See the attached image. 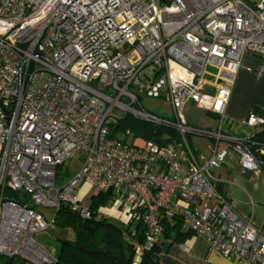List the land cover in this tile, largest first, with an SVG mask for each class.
Instances as JSON below:
<instances>
[{"label": "built area", "instance_id": "built-area-1", "mask_svg": "<svg viewBox=\"0 0 264 264\" xmlns=\"http://www.w3.org/2000/svg\"><path fill=\"white\" fill-rule=\"evenodd\" d=\"M246 54L264 59V0H0V256L52 264L54 249L35 235L52 229L63 205L108 219L80 203L84 184L111 193L123 226H142L132 264L158 242L162 216L180 218L228 260L264 264V221L238 217L214 177L229 151L241 173L261 167L248 137L221 130ZM140 95L163 99L171 119L145 111ZM189 103L217 116V128L189 127ZM126 117L172 128L180 141L112 137ZM245 125L264 126V108ZM192 134L208 139L207 154L191 150ZM74 158L79 170L58 183L57 168Z\"/></svg>", "mask_w": 264, "mask_h": 264}, {"label": "trees", "instance_id": "trees-1", "mask_svg": "<svg viewBox=\"0 0 264 264\" xmlns=\"http://www.w3.org/2000/svg\"><path fill=\"white\" fill-rule=\"evenodd\" d=\"M129 131L122 141L130 143L134 138L152 141L158 145L178 143L180 137L172 128L155 127L126 117L120 121L111 132V136ZM247 147L264 168V126L257 128L247 139ZM70 172L57 168V182L69 177ZM7 200L22 203L15 193L7 192ZM111 193L92 195L89 206L98 210L109 204ZM161 236L154 248L144 253L139 264H158L157 256L164 241L170 244L181 243L192 233L182 228L178 217H160ZM130 229L135 235L130 237ZM53 239L57 244L52 264H132L134 257L133 241H141L143 229L140 224L123 226L106 218L101 220L81 219L72 213L67 206H61L54 217L52 229ZM17 261L1 257L0 264H14Z\"/></svg>", "mask_w": 264, "mask_h": 264}, {"label": "crops", "instance_id": "crops-1", "mask_svg": "<svg viewBox=\"0 0 264 264\" xmlns=\"http://www.w3.org/2000/svg\"><path fill=\"white\" fill-rule=\"evenodd\" d=\"M262 108L264 59L258 55L246 54L242 57L235 76L225 111L226 122L222 124L221 130L234 137H249L255 129L245 125L247 116L250 112L261 114ZM204 113L214 119L210 130H215L218 125L217 116ZM207 152L206 148V154ZM214 177L217 179V192L231 203L233 212L251 225L260 226L264 221V168L243 174L237 165L236 154L229 151L222 166L214 171ZM81 187L85 194L91 190L84 184ZM79 197L81 199V195ZM100 211L108 216V220L123 224L122 217L113 207H103ZM157 259L158 264H242L210 251L207 241L194 234L181 243L170 244L164 241Z\"/></svg>", "mask_w": 264, "mask_h": 264}, {"label": "rangeland", "instance_id": "rangeland-1", "mask_svg": "<svg viewBox=\"0 0 264 264\" xmlns=\"http://www.w3.org/2000/svg\"><path fill=\"white\" fill-rule=\"evenodd\" d=\"M247 4L252 5L253 3H261L262 0H245ZM139 102L142 108L151 112L157 116L171 119V110L170 107L163 101V99H151L146 97L145 95L139 96ZM183 115L189 127L196 128L198 130L205 131L206 133H210V130L214 125V119L201 110H198L194 107L193 104H188L185 106L183 110ZM186 141L188 146L192 151L200 152L202 154H206V148L208 144V139L197 135H186ZM79 160L76 158L68 161L66 164L62 166L63 171L70 172L71 175L75 174L79 170ZM79 195H81L80 203L82 205L87 206L90 202L91 196L94 194L93 190L88 191L86 194L83 193L82 187L79 189ZM112 207L110 204H107L105 208ZM45 214H48V211H44ZM35 239L38 243L43 245L46 248H53L54 251L57 249V244L53 239V232L51 230H46L44 232L38 233L35 235Z\"/></svg>", "mask_w": 264, "mask_h": 264}]
</instances>
